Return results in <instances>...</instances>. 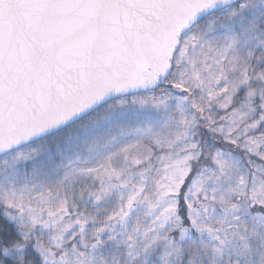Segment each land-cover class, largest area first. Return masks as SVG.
I'll return each mask as SVG.
<instances>
[{"label":"snow or ice","instance_id":"1","mask_svg":"<svg viewBox=\"0 0 264 264\" xmlns=\"http://www.w3.org/2000/svg\"><path fill=\"white\" fill-rule=\"evenodd\" d=\"M0 264H264V0H0Z\"/></svg>","mask_w":264,"mask_h":264}]
</instances>
